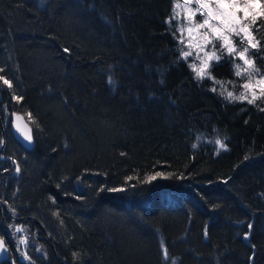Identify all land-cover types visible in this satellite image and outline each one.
Listing matches in <instances>:
<instances>
[{"label":"trees","instance_id":"obj_1","mask_svg":"<svg viewBox=\"0 0 264 264\" xmlns=\"http://www.w3.org/2000/svg\"><path fill=\"white\" fill-rule=\"evenodd\" d=\"M177 2L0 0L12 85L0 79V157L14 159H0V238L12 262L264 264V98L228 97L242 89L225 51L214 79L194 78ZM247 25L264 78V17ZM14 113L33 129L30 151Z\"/></svg>","mask_w":264,"mask_h":264},{"label":"rangeland","instance_id":"obj_2","mask_svg":"<svg viewBox=\"0 0 264 264\" xmlns=\"http://www.w3.org/2000/svg\"><path fill=\"white\" fill-rule=\"evenodd\" d=\"M201 2L207 4L208 7L201 8L197 0H178V2L175 4L174 13L171 18L172 26L176 27V30L179 32V44L181 51H191L192 55L189 56L186 60H189L191 65L195 63L197 68L201 67V60L206 59L205 54H210L213 44L216 46V54L220 56L221 53V51L219 50L221 41L213 38V35L210 33V30L207 26H205L204 28H199L197 27V25L202 23L203 19L208 18L211 25L218 26L222 30L225 29L222 21L213 19L212 17L208 16V12L210 9L213 13V16L221 14L225 11L224 9H221L219 7L217 0H201ZM238 2L241 4V6H243L245 0H238ZM261 2L264 3V0H261ZM229 11H231V9H229ZM237 15L242 19V22L245 25H247V22H249V20L251 19L250 16L247 20H243V12H238ZM205 33H209L208 38L212 40V43H206ZM224 34L228 35L235 45L236 53H233L232 55L236 57L238 61H240L238 65L240 66L239 71L241 74L237 75V77L239 78V82L241 83L242 91L240 94L236 95V97L243 95L246 98L237 100L249 102V100L253 99V93L256 96L254 102L259 98H264V94L261 93V88L264 87V85L260 84V80L263 77H261L259 73L255 71L254 64L249 56V51L253 47L249 46L248 40L246 38L243 40V44H241V39L244 36L243 33L237 36L236 34L227 32L225 30ZM181 40H183V43L180 42ZM189 45H191V47H189ZM243 48H248V52L245 53V59L251 61V65L246 64L244 60H241L237 55V53L242 51ZM224 51L227 52V49L225 48ZM197 56H199L200 59H196ZM214 62L218 61H216L215 59L208 61L209 67L207 68V72H209V69ZM245 83H249L250 87L245 89L243 87V84ZM224 87L227 89V86ZM18 229L17 231H20V229ZM17 231L14 232L18 233ZM16 233L12 234L11 238L12 240H14L16 248H18V250H21L23 247L24 249H26V240L24 238H18V240L15 241ZM23 252L25 253L26 251Z\"/></svg>","mask_w":264,"mask_h":264},{"label":"snow or ice","instance_id":"obj_3","mask_svg":"<svg viewBox=\"0 0 264 264\" xmlns=\"http://www.w3.org/2000/svg\"><path fill=\"white\" fill-rule=\"evenodd\" d=\"M197 2L201 8L208 7V5L205 3H202L201 0H197ZM217 3L219 4V7L221 9H224L225 11L221 14H217L213 16V13L210 9L208 12V16L212 17L213 19L222 21V23L225 26V29L222 30L218 26L211 25L209 23L208 18L203 19L202 23L197 25V27L204 28L205 26H207L210 30V33L213 35V38L221 41L219 50L223 52L224 49L226 48L229 55L236 53V47L233 44L232 40L229 38V36L224 34L225 30L227 32L234 33L237 36L243 33L244 36L241 39V44H243V40L246 38L248 40V44L250 47H256L259 44V41L253 42L255 38L252 36V33L249 31V26L243 24L242 19L237 15V13L243 12V20H247L251 16L252 22L255 23L257 17H264V3H262L261 0H245V3L243 6H241L238 0H217ZM229 9H231V11H229ZM208 37H209V33H205L206 43L210 44L212 43V40L209 39ZM180 42L183 43V40H181ZM189 47H191V45H189ZM247 52H248V48H243V50L237 53V55L241 60H244L246 64L251 65V61L245 59V53ZM191 55H192L191 51H182L181 53V56L184 59H187ZM205 56H206V59L201 60L200 68H197L195 63L190 65L195 73L194 78L196 79H203L205 78V76L212 78L211 74L207 72V68L209 67L208 61H211L213 59H215L216 61H219L221 59V57L216 54V46L214 44L212 46V51L210 52V54L206 53ZM196 59H200V57L197 56ZM234 67L237 69L236 75H240L241 74L239 71L240 66L234 65ZM0 79H2L3 83L5 85H8V87L12 86L11 83L7 79H4L3 77H0ZM260 84L264 85V78L260 80ZM243 87L247 89L250 87V85L249 83H245L243 84ZM212 90L215 91V89H212ZM261 93L264 94V87L261 88ZM228 97L232 99L246 98L243 95L239 97H233L231 92H228ZM255 99H256V96L253 93V99L249 100V103H253ZM26 138L29 140L31 139L30 136ZM216 143L219 144L221 148L225 147V145H223L219 140H217ZM150 179H155V177L153 176ZM0 247H2V244H0ZM164 256L165 258H167L166 250L164 252Z\"/></svg>","mask_w":264,"mask_h":264},{"label":"water","instance_id":"obj_4","mask_svg":"<svg viewBox=\"0 0 264 264\" xmlns=\"http://www.w3.org/2000/svg\"><path fill=\"white\" fill-rule=\"evenodd\" d=\"M11 125L12 133L16 141L20 143L27 151L32 150L35 145L33 129L26 117L21 113H14L11 118ZM28 136L31 137L30 140L26 138ZM1 160L8 161L9 158L2 157ZM16 173H18V170ZM0 244H2V247H0V264H16L10 259V252L8 246L6 245V241L0 238Z\"/></svg>","mask_w":264,"mask_h":264},{"label":"flooded vegetation","instance_id":"obj_5","mask_svg":"<svg viewBox=\"0 0 264 264\" xmlns=\"http://www.w3.org/2000/svg\"><path fill=\"white\" fill-rule=\"evenodd\" d=\"M13 115V114H12ZM12 115H11V118H12ZM11 118H10V120H9V125H11ZM11 130H12V125H11ZM1 151H3V150H0V152ZM2 157H4L5 158V156H2L1 155V157L0 158H2ZM7 158V157H6ZM2 161V160H1ZM8 161H10V160H8ZM3 162H6V161H3Z\"/></svg>","mask_w":264,"mask_h":264},{"label":"bare ground","instance_id":"obj_6","mask_svg":"<svg viewBox=\"0 0 264 264\" xmlns=\"http://www.w3.org/2000/svg\"><path fill=\"white\" fill-rule=\"evenodd\" d=\"M21 145V144H20ZM22 146V145H21ZM23 147V146H22ZM24 148V147H23ZM25 149V148H24ZM26 150V149H25ZM6 158V157H5ZM1 159V158H0ZM9 160L11 161V162H14V159L12 158H9Z\"/></svg>","mask_w":264,"mask_h":264}]
</instances>
